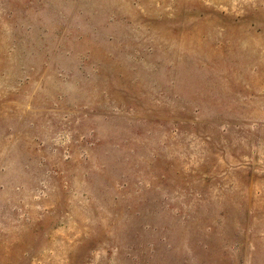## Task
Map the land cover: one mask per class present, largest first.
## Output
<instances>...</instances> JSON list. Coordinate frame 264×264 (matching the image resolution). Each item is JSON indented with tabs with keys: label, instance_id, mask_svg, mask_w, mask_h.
<instances>
[{
	"label": "rangeland",
	"instance_id": "374dc122",
	"mask_svg": "<svg viewBox=\"0 0 264 264\" xmlns=\"http://www.w3.org/2000/svg\"><path fill=\"white\" fill-rule=\"evenodd\" d=\"M0 264H264V0H0Z\"/></svg>",
	"mask_w": 264,
	"mask_h": 264
}]
</instances>
